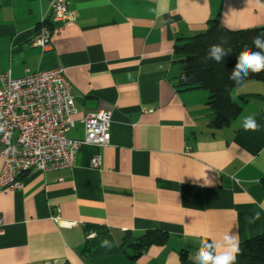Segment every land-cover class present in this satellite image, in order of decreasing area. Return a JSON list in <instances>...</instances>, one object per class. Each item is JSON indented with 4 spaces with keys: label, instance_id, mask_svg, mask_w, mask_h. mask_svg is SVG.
Wrapping results in <instances>:
<instances>
[{
    "label": "crops",
    "instance_id": "0c3cea01",
    "mask_svg": "<svg viewBox=\"0 0 264 264\" xmlns=\"http://www.w3.org/2000/svg\"><path fill=\"white\" fill-rule=\"evenodd\" d=\"M50 1L0 0V73L63 68L76 109L66 137L82 140L84 117L108 111L110 141L0 193V264H196L201 238L264 234V83L235 87L240 113L214 129L207 92L176 87L174 53L212 20L264 27V0H66L72 20L50 26L43 50L34 43ZM158 3L168 9L160 16ZM248 115L259 131L243 130ZM1 151L0 141V168ZM148 231L166 238L130 259Z\"/></svg>",
    "mask_w": 264,
    "mask_h": 264
},
{
    "label": "built area",
    "instance_id": "2783aa9c",
    "mask_svg": "<svg viewBox=\"0 0 264 264\" xmlns=\"http://www.w3.org/2000/svg\"><path fill=\"white\" fill-rule=\"evenodd\" d=\"M71 20L66 0H51L34 45L45 50L51 40L50 26ZM74 104L70 83L61 67L18 78L12 77L10 71L0 73V193L22 189V177L29 171L72 168L83 145L109 144L108 111L84 117L82 140L66 137L74 127ZM100 165L101 158L93 157L90 166L97 169Z\"/></svg>",
    "mask_w": 264,
    "mask_h": 264
},
{
    "label": "trees",
    "instance_id": "16d2710c",
    "mask_svg": "<svg viewBox=\"0 0 264 264\" xmlns=\"http://www.w3.org/2000/svg\"><path fill=\"white\" fill-rule=\"evenodd\" d=\"M262 36L264 38V27L229 30L220 25L217 21H209L204 32L187 38L182 44L175 47L174 53L181 65V70L175 77L176 87L183 90H204L208 94L206 105L212 114L210 126L214 129H221L230 126L238 117L240 106L230 98V92L246 81H258L264 83V72L252 74L243 83L237 85L228 79L240 51L252 45V38ZM221 37H228L229 42L226 48L232 49L231 54L225 58L224 64H217L214 61H203L209 45L218 43ZM264 185V179L261 180ZM166 238L163 233L148 231L142 237L131 243L133 254L128 255L135 260L142 255L145 249L151 244L162 243ZM241 252L237 256L241 264H264V234L258 235L240 244ZM180 258H186L181 253Z\"/></svg>",
    "mask_w": 264,
    "mask_h": 264
},
{
    "label": "clouds",
    "instance_id": "9594fccd",
    "mask_svg": "<svg viewBox=\"0 0 264 264\" xmlns=\"http://www.w3.org/2000/svg\"><path fill=\"white\" fill-rule=\"evenodd\" d=\"M166 2V0H165ZM157 16L165 14L168 9L162 3H158L153 10ZM228 37H221L220 41L209 45L203 61H214L217 64H224L225 58L228 57L232 49L226 48ZM252 45L259 51L245 46L238 56L236 63L228 76V79L234 84H241L252 74H260L264 72V38L255 36L252 38ZM241 127L245 132H255L260 130V125L254 115H248L243 118ZM264 207V206H262ZM260 218V214L256 213L249 222H254ZM101 247H110L111 242L107 239L101 241ZM241 252L240 240L238 234L231 232V229L223 233L220 238H201L200 246L195 254L196 264H236L237 256Z\"/></svg>",
    "mask_w": 264,
    "mask_h": 264
}]
</instances>
